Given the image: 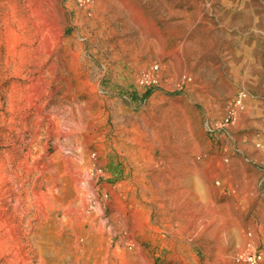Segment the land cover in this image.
Segmentation results:
<instances>
[{
	"label": "rangeland",
	"instance_id": "1",
	"mask_svg": "<svg viewBox=\"0 0 264 264\" xmlns=\"http://www.w3.org/2000/svg\"><path fill=\"white\" fill-rule=\"evenodd\" d=\"M40 74L44 113L78 120L87 103L112 142L92 141L85 213L65 208L74 175L60 167L71 190L47 205V174L26 161L57 154L47 120L33 140ZM240 90L245 108L219 127ZM251 248L264 252V0H0V264H248Z\"/></svg>",
	"mask_w": 264,
	"mask_h": 264
},
{
	"label": "bare ground",
	"instance_id": "2",
	"mask_svg": "<svg viewBox=\"0 0 264 264\" xmlns=\"http://www.w3.org/2000/svg\"><path fill=\"white\" fill-rule=\"evenodd\" d=\"M34 1H38V0H34ZM42 10V8H41ZM44 12V10H43ZM61 14V13H60ZM48 15V14H47ZM46 17V16H45ZM47 21V20H46ZM48 24V23H46ZM51 24V23H50ZM43 25V24H41ZM62 26V25H61ZM43 27V26H42ZM56 33V32H54ZM53 34V33H52ZM59 34V33H58ZM53 37V36H52ZM43 39V38H42ZM41 39V40H42ZM58 39V38H57ZM61 40V39H60ZM57 41V40H56ZM59 41V40H58ZM55 42V41H53ZM55 44V43H54ZM56 46V45H55ZM115 46V44H114ZM113 46V47H114ZM41 47V46H39ZM54 47V46H53ZM57 48V46H56ZM115 48V47H114ZM44 50V49H43ZM52 50V49H51ZM56 50V49H55ZM42 52V51H41ZM46 52V51H45ZM48 54V53H47ZM56 54V53H55ZM118 54V53H117ZM53 55V54H52ZM95 56V55H94ZM39 57V56H38ZM55 57V56H54ZM52 58V57H51ZM56 58V57H55ZM62 58V57H61ZM42 59V57H41ZM53 59V58H52ZM114 59V58H113ZM53 61V60H52ZM95 61V60H94ZM106 61V60H105ZM121 61V60H120ZM131 61V60H130ZM46 62V61H45ZM49 62V61H47ZM51 62V61H50ZM58 62V61H57ZM62 62V61H61ZM88 62V61H86ZM116 63V62H115ZM53 64V63H52ZM57 64V63H55ZM125 64V63H124ZM45 65V64H44ZM58 65V64H57ZM63 65V64H62ZM96 65V64H95ZM51 67H53L51 64H50ZM123 66V65H122ZM38 67V66H37ZM45 67V66H44ZM55 71H57V68L56 67H53ZM61 68V67H60ZM106 68V67H105ZM36 69V68H35ZM50 69V68H49ZM107 69V68H106ZM40 70V69H39ZM62 70V69H61ZM77 70V69H76ZM33 71V70H32ZM51 71V70H50ZM60 71V70H59ZM107 71V70H106ZM114 72L116 70H113ZM35 72V70H34ZM40 72V71H39ZM117 72V71H116ZM33 73V72H32ZM54 73V72H53ZM57 73V72H56ZM61 74V73H60ZM36 75V74H35ZM66 75V74H65ZM50 76V75H49ZM56 76V75H55ZM46 77L45 75L43 74H40L39 76L35 77L33 80V83L30 84V85H26L28 87V89L30 90L29 94H30V105H36V109H38V115H37V121H38V128L36 129L35 133L34 134V139L33 140H37L38 138V135H39V132H41L43 130V122L45 123V120L48 121V131L51 135V137H53L54 139V145H56L57 147V154L54 155L53 157L52 154L50 155V157H48V154H46V151H47V147L45 148L44 150V153H41L39 152V154L41 155H36V152H37V149H33L31 147H29V152L26 154V161L29 162L30 159H33L35 163H38L37 166H34L33 164V167L36 169L42 174V175H45L47 174V185H48V188L46 191H43V190H39L40 191V196L42 197V199L44 201H46L47 205H51V203L53 202V200H57L58 197L60 196V194L63 192V193H68L70 190H71V186L69 184L65 185V188H59L58 185L60 183H62V180L64 181V179H62V177L64 175H62V170L60 169V167L62 166L63 168V171L65 172V174H70V175H74L75 177V180H74V187H75V190H76V197L74 198H70L66 205H65V208L67 210H69L70 212H73L74 211H81L82 213H85L86 212V209H87V205L88 204V197L89 196H93V197H98V194L95 190V183L96 181L87 174V172H84L85 170L87 171L92 162H93V158L94 156L92 155V152H91V145H92V141L93 139H98L99 141L101 142H106L108 146H111L112 142L110 140H108V138L106 139V134L102 135L100 134L97 130H96V126L99 125V123L101 124L102 121L99 122L98 121H94L95 118H93L94 116L92 114H90L87 110H86V106L87 103L84 105V104H80V105H76L77 106V113H79V119H75L74 116H72L73 114V109L71 108H65V110L62 112L59 110V108H53L51 109L50 111H45L46 113H44V107L42 105H37V103L39 101L42 102L41 98L43 95H45V91H46V84H47V80H46ZM59 77V76H58ZM66 77V76H65ZM71 77V76H69ZM99 77V76H98ZM97 77V78H98ZM111 77V76H110ZM63 78V77H62ZM61 78V79H62ZM67 79V78H66ZM109 79V78H108ZM57 80V78H56ZM97 80V79H96ZM75 81V80H74ZM102 81V80H101ZM96 82V81H95ZM98 82V81H97ZM51 83V82H50ZM99 83V82H98ZM101 84V83H100ZM54 85V84H53ZM62 85V84H61ZM75 85V84H74ZM114 85V84H113ZM50 86V85H49ZM59 86V85H58ZM93 86V85H92ZM53 87V86H52ZM106 87V86H105ZM54 88V87H53ZM78 88V87H76ZM48 89V87H47ZM67 90V89H66ZM82 90V89H81ZM48 91V90H47ZM50 91V90H49ZM48 91V93L50 94V92ZM89 91V90H88ZM56 90L53 92L52 91V95H55L56 94ZM47 93V92H46ZM47 93V94H48ZM69 93V92H68ZM83 93V92H82ZM96 93V92H95ZM74 94V93H73ZM91 94V93H90ZM51 95V96H52ZM75 95V94H74ZM69 96V95H68ZM67 96V97H68ZM95 96V95H94ZM98 96V95H97ZM102 96V95H101ZM53 98V97H52ZM83 98V97H82ZM100 99V97H98ZM48 99V98H47ZM72 99V98H71ZM58 100V99H57ZM56 101V100H55ZM79 101V100H78ZM98 102V101H97ZM90 103V102H89ZM94 104H96L94 102ZM27 105V104H26ZM64 105V104H63ZM75 105V104H73ZM102 105V104H101ZM104 106V105H103ZM64 107V106H62ZM61 107V108H62ZM30 108V107H29ZM89 108V107H88ZM95 108V107H94ZM98 108V107H97ZM76 109V108H75ZM30 110V109H28ZM91 110V109H90ZM104 110V109H103ZM104 112V111H103ZM121 112V111H120ZM106 113V112H105ZM44 114V115H43ZM35 115V114H34ZM74 115V114H73ZM103 115V114H102ZM34 118V117H33ZM97 118V117H96ZM98 119V118H97ZM32 120V119H31ZM96 120V119H95ZM36 121V122H37ZM46 121V123H47ZM37 124V123H36ZM29 125V124H28ZM45 125V124H44ZM31 126V125H30ZM25 127V126H24ZM123 127V126H122ZM26 128V127H25ZM29 128V127H28ZM36 128V127H35ZM34 128V129H35ZM47 128V126H46ZM33 129V128H32ZM98 129V128H97ZM120 129V128H119ZM123 129V128H122ZM29 130V129H28ZM127 130V129H126ZM25 131V130H24ZM121 131V130H120ZM21 132V131H20ZM47 133V132H46ZM124 133V132H123ZM44 135V133H43ZM49 135V134H48ZM49 135V136H50ZM125 135V133H124ZM123 135V136H124ZM32 136V135H31ZM47 136V135H46ZM74 136H80V139L75 140V143L74 141H72V137ZM122 136V137H123ZM23 137V136H22ZM41 137V136H40ZM45 137V136H44ZM121 137V138H122ZM49 138V137H48ZM92 138V139H90ZM126 139V138H125ZM129 139V138H128ZM40 140V139H39ZM120 140V139H118ZM47 141V140H46ZM51 141V140H50ZM116 141V140H115ZM34 142V141H32ZM38 142V141H37ZM42 142V141H41ZM39 142V143H41ZM122 142V141H120ZM119 142V143H120ZM22 143V142H21ZM44 143V142H43ZM124 143V141H123ZM130 143V142H128ZM133 143V142H132ZM29 144V143H28ZM35 144V143H34ZM33 144V145H34ZM38 144V143H37ZM49 144V143H48ZM25 145V144H24ZM40 145V144H39ZM45 145V144H44ZM83 146L82 148H80V146ZM42 147V146H41ZM40 147V148H41ZM123 147V144L122 146L121 145H116V148L117 150H119V153H121V149ZM126 147V146H125ZM123 147V148H125ZM113 148V147H112ZM25 150V149H24ZM49 150V149H48ZM42 151V150H40ZM115 151V150H114ZM128 153L127 155L130 156V161L131 163H134L135 160H136V150L133 149L132 147L129 148V150H127ZM21 153V152H20ZM23 153V152H22ZM101 153V152H100ZM116 153V152H115ZM125 153V152H124ZM7 154V153H6ZM97 154V153H96ZM18 155V154H17ZM24 155V154H23ZM102 155V154H101ZM108 155V154H107ZM112 155V154H111ZM7 156V155H6ZM5 156V157H6ZM110 156V155H109ZM119 156V155H118ZM9 157V156H8ZM14 157V156H13ZM96 157V156H95ZM103 157V156H102ZM108 157V156H106ZM111 157V156H110ZM114 157V156H113ZM124 157V156H123ZM57 158V159H56ZM9 159V158H8ZM13 159V158H12ZM96 159V158H95ZM17 160V159H16ZM151 160V159H150ZM25 161V160H24ZM106 161V160H105ZM3 162H5L3 160ZM15 162V161H14ZM23 162V161H22ZM127 162V161H126ZM12 163V162H11ZM33 163V162H32ZM34 163V164H35ZM84 164L83 167H78L76 168V165L78 166L79 164ZM114 163V162H113ZM143 163V162H142ZM29 164V163H27ZM56 164H58V166H55ZM103 164V163H101ZM23 165V164H22ZM21 165V166H22ZM110 165V164H109ZM122 165V164H121ZM124 165V164H123ZM4 170H7L8 169V164L6 163H2V166ZM17 167H20V166H17ZM26 167V165H25ZM28 167V166H27ZM115 167V166H114ZM119 167V166H117ZM116 167V168H117ZM125 167V166H124ZM96 168V167H95ZM122 168V167H120ZM129 168V167H128ZM127 168V169H128ZM144 168V167H142ZM31 169V168H30ZM119 169V168H117ZM150 169V168H149ZM12 170V169H11ZM35 170V171H37ZM98 170V169H97ZM25 171V170H24ZM117 171V170H115ZM4 172V171H3ZM16 172V171H15ZM27 172V171H26ZM121 172V170H120ZM12 173H13V170H12ZM24 173V172H23ZM31 173V172H30ZM114 173V171H113ZM126 173V172H125ZM130 173V172H129ZM16 174V173H15ZM8 176V174H6ZM97 175V174H95ZM114 175V174H113ZM120 175V174H119ZM127 175V174H126ZM147 175V174H145ZM15 176V175H14ZM100 176V175H99ZM13 177V176H12ZM24 177V176H23ZM35 177V176H34ZM37 177V176H36ZM44 177V176H43ZM66 177V176H65ZM70 177V176H69ZM72 177V176H71ZM70 177V178H71ZM125 177V176H124ZM7 178H10V176H8ZM18 179V177H15ZM30 178V177H29ZM124 179V178H123ZM164 179V178H162ZM6 180V179H5ZM14 180V179H13ZM34 180V178H33ZM67 181V179H66ZM72 181V180H71ZM98 181V180H97ZM144 181V180H143ZM165 181V180H164ZM11 182V181H10ZM23 182V181H22ZM34 182V181H33ZM119 182V181H118ZM18 183V181H17ZM16 183V184H17ZM29 183V182H28ZM65 183V182H64ZM68 183V181H67ZM73 183V182H72ZM147 183V182H146ZM151 183V182H150ZM11 184V183H10ZM24 184V183H23ZM123 184V183H122ZM142 184V183H141ZM18 185H21V184H18ZM144 185V184H143ZM148 185V184H147ZM16 186V185H15ZM14 186V187H15ZM139 186V185H138ZM141 186V185H140ZM11 187V186H10ZM27 187V186H26ZM23 188V187H22ZM40 188V187H39ZM44 188V187H43ZM106 188V187H105ZM167 188V186H166ZM9 189V188H8ZM28 189V188H27ZM138 189V188H137ZM146 189V187H145ZM15 190V188H14ZM100 190V189H99ZM29 191V190H28ZM31 191V190H30ZM33 191V190H32ZM115 191V190H114ZM16 192V190H15ZM26 192V191H25ZM133 192V191H132ZM163 192V191H162ZM23 193V192H22ZM108 193H109V190H108ZM107 193V194H108ZM126 193V192H125ZM165 193V192H164ZM15 194V193H14ZM37 194V195H38ZM16 195V194H15ZM25 195V194H24ZM65 195V194H64ZM63 195V196H64ZM121 195V194H120ZM124 194H122L123 196ZM147 195V194H146ZM19 196V195H18ZM69 196V195H68ZM108 196V195H107ZM17 197V196H16ZM110 197V196H109ZM116 197V196H115ZM131 197V196H130ZM133 197V196H132ZM33 198V197H32ZM39 198V197H38ZM64 198V197H62ZM68 198V197H67ZM106 198V197H105ZM111 198V197H110ZM21 199V198H20ZM77 199L78 201H80V205H78L79 207L76 206V202H77ZM114 199V197H113ZM139 199V198H137ZM166 199V198H165ZM36 201L37 198L35 199ZM103 200V199H102ZM141 200V199H140ZM27 201V200H26ZM34 201V200H33ZM65 201V200H64ZM135 201V200H134ZM122 202V201H121ZM146 202V201H145ZM37 203V202H36ZM35 203V204H36ZM108 203V201H107ZM39 204V203H38ZM37 204V205H38ZM45 205V204H44ZM93 205V204H92ZM124 205V204H123ZM136 205V211L137 209L140 207L139 206V202L136 201L135 203ZM146 205V204H145ZM164 205V204H163ZM33 206V205H32ZM40 206V204H39ZM38 206V207H39ZM52 206V205H51ZM121 206V205H120ZM34 207V206H33ZM42 207V206H40ZM93 207V206H92ZM109 207L111 208V210H118L119 207H118V204H117V199H115L114 201H111L109 203ZM131 207V206H130ZM145 207V206H144ZM31 208V207H29ZM95 208V207H94ZM164 208V207H163ZM33 209V208H32ZM37 209V208H36ZM50 209V208H49ZM61 209V208H60ZM97 209L99 210V212H104L106 209H105V206L103 205V203H98L97 204ZM142 209V208H141ZM58 210V209H57ZM108 210V209H107ZM122 210V209H121ZM43 211V210H42ZM41 211V212H42ZM89 211V210H88ZM96 211V210H95ZM146 211V210H145ZM65 212V210H64ZM116 212V211H115ZM120 212V211H119ZM126 212V211H125ZM43 213V212H42ZM111 213V212H110ZM128 213V212H127ZM151 213V212H150ZM66 214V213H64ZM122 214V213H121ZM50 215V214H49ZM71 215V214H70ZM74 215V214H73ZM75 216V215H74ZM102 216V215H101ZM129 216V215H128ZM112 217V216H110ZM109 217V218H110ZM116 217V216H115ZM118 217V216H117ZM147 217V216H145ZM73 218V217H72ZM77 218V217H76ZM91 218V217H90ZM99 218V217H98ZM119 218V217H118ZM126 218V217H125ZM132 225L133 227H137L139 224V217H138V214H133L132 215ZM78 219V218H77ZM84 219V218H83ZM114 219V218H113ZM141 219V218H140ZM93 220V219H92ZM99 220V219H98ZM106 220V219H105ZM121 220V219H120ZM142 220V219H141ZM145 220V219H144ZM79 221V220H78ZM131 221V222H132ZM86 222V221H85ZM101 222V221H100ZM105 222V221H104ZM119 222V221H117ZM122 222V221H121ZM126 222V221H125ZM144 222V221H143ZM79 223V222H78ZM151 223V222H150ZM114 224V223H113ZM112 224V225H113ZM118 224V223H117ZM131 224V223H130ZM138 224V225H137ZM86 225V224H84ZM148 225V223H147ZM122 226V225H121ZM128 226V225H127ZM115 227V226H114ZM129 228V227H128ZM132 228V227H131ZM130 228V229H131ZM133 228V232L130 234V237L134 236V229ZM132 231V230H131ZM144 231V230H143ZM140 234V233H139ZM137 235V234H136ZM135 238V237H134ZM133 239V238H132ZM123 243V241H122ZM216 261V260H215ZM214 261V262H215ZM218 261V260H217ZM221 261V260H220ZM224 261V260H223ZM218 263V262H217Z\"/></svg>",
	"mask_w": 264,
	"mask_h": 264
},
{
	"label": "built area",
	"instance_id": "3",
	"mask_svg": "<svg viewBox=\"0 0 264 264\" xmlns=\"http://www.w3.org/2000/svg\"><path fill=\"white\" fill-rule=\"evenodd\" d=\"M248 99L249 93L246 90L238 91L232 99L228 107L227 114L219 124V127L223 128L232 124L236 120L238 113L245 108ZM241 259H244V261H246L248 264H263L264 252L263 250L251 248L247 254L241 256Z\"/></svg>",
	"mask_w": 264,
	"mask_h": 264
}]
</instances>
